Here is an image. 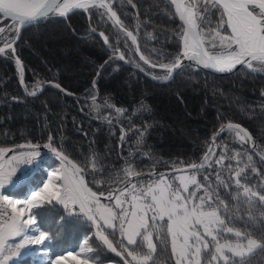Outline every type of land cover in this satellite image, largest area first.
<instances>
[{
  "label": "trees",
  "instance_id": "16d2710c",
  "mask_svg": "<svg viewBox=\"0 0 264 264\" xmlns=\"http://www.w3.org/2000/svg\"><path fill=\"white\" fill-rule=\"evenodd\" d=\"M108 2L125 31L107 16L102 19L95 14L96 10H74L64 18L52 15L24 27L15 56L10 50L0 53V147L51 144L81 166L88 186L96 193H107L137 173L200 163L213 137L211 152L215 150V156L223 150L238 149L229 129H221L226 123L244 127L254 138L257 152L264 154V72L242 68L219 77L191 64L163 82L157 78L165 71L159 63L170 62L182 49V40L177 39L182 25L171 4L167 0ZM219 17L220 12L212 9L203 22L198 21L199 30L207 34ZM1 25L5 32L0 37L15 36L14 31H8L11 21L2 20ZM126 31L137 36L136 44L126 37ZM100 32L108 37L109 45L118 48L117 52L105 44ZM202 38L208 48L207 35ZM137 47L138 52L129 51ZM120 53L127 64L120 60L105 63ZM141 54L157 67L145 65L139 59ZM137 63L148 76L133 68ZM57 84L60 88L55 87ZM240 147L252 157L256 169L264 171V164L250 151L249 144ZM93 159L95 168L103 170L95 175ZM53 160L45 156L40 165ZM127 165L133 169L132 175L123 171ZM45 174L36 171L26 185L10 193L27 197ZM213 184L216 187L215 181ZM218 191L228 207L227 213L221 208L227 225L256 239L264 235V229L254 231V222L249 220L250 214L260 216L264 207L257 203L248 206L245 197L232 195L234 187ZM33 215L36 225L52 237L56 255L77 248L87 236L101 259L120 261L103 249L91 224L82 217L69 216L55 204L39 205ZM111 232L106 230L108 235ZM109 238L115 241L116 235ZM155 244V264H174L168 238L166 244L161 238ZM263 261L261 249L244 258V264Z\"/></svg>",
  "mask_w": 264,
  "mask_h": 264
},
{
  "label": "snow or ice",
  "instance_id": "6c2138e0",
  "mask_svg": "<svg viewBox=\"0 0 264 264\" xmlns=\"http://www.w3.org/2000/svg\"><path fill=\"white\" fill-rule=\"evenodd\" d=\"M121 2L131 3V0H121ZM176 5V12L179 13L180 19L184 22L182 31L177 34V39L183 41V51L175 56L168 63H159V67L164 69V74L157 77L161 80H170L173 74H180L184 68L190 67L191 63L197 66L202 65L204 68H212L218 72H232L237 65H246L253 72H264V0H195V3H189L186 8L181 7L177 0H171ZM134 6V5H133ZM196 11L193 12L192 9ZM103 9L104 11H99ZM216 9L220 12V17L214 28L210 29L207 34L203 31L197 32L198 21L203 22L207 14ZM74 10L92 11L99 14L103 19L105 16L118 26L120 31H125L123 22L117 17V13L112 10V5L106 0H0V16L10 19L12 25L8 29L9 32L14 31L15 36L0 37L3 39L4 47H0V53H4L5 49H10L14 53L16 39L20 35L22 28L39 23L50 17V14L64 17ZM186 25V27H184ZM140 22L137 21V28ZM95 31V29H93ZM5 29L0 27V34ZM126 37L130 38L133 44L137 42V36L131 31H126ZM104 38L106 45H109L108 37L103 32L99 33ZM207 35L208 48L203 47L204 40L201 37ZM113 52H117L118 48L109 45ZM127 48V41H125ZM139 51V47L135 50ZM155 51V50H153ZM139 59L150 68H156L157 63L152 62L145 55L141 54ZM186 59L190 64H183ZM112 60H125V55L120 53L118 56L110 57ZM131 62V61H128ZM255 62V64L253 63ZM16 63L20 65V60ZM136 67L141 71L145 69L139 64ZM22 79V69H21ZM60 88V85H55ZM35 95V92L31 93ZM70 94V93H69ZM111 107V105H108ZM117 109V112H123ZM130 122V121H129ZM111 124V121H109ZM229 130H234L236 136L241 143H245L251 139L248 133L238 124L227 125ZM52 140V137H49ZM215 140V137H213ZM124 137H121L123 142ZM139 143V142H138ZM46 148H51L60 156L62 164L57 171L53 170L48 173L49 180L43 184L38 191L31 193V198L23 201L12 199L10 195L3 194L0 191V264H9V262L20 255L21 249H25L28 245H43L45 242H51L52 237L46 230L35 227L38 235H30L36 225V218L31 214L34 207H38L39 200H45L48 203L57 201L68 208L69 205L79 206L82 213L89 221L100 227L99 221H103V225L113 231L109 234L116 235L118 221V231L122 237H126L128 246H136L141 248L143 244L147 245V253L140 255L135 249L129 251L124 245L123 240L114 246L113 240L109 239V235L104 232H98V236L104 245L118 256L125 257V264H129L126 257H131L136 264H155L153 253L156 252V245L153 244V234L161 238L165 244L167 237H171V255L175 258L174 264H244L246 255L253 254L257 249L264 250V235L258 239L252 238V234H245L242 237L241 231L228 227L225 219L221 216V208L225 213L228 212L227 205H224L220 199L219 188L228 190L232 184L224 177L219 175L220 170L229 173L230 178H234L237 189L243 188V194L247 198L246 203L253 205L255 199L260 205H264V184L257 185L260 191H255L246 184L241 183V179L247 180L245 169H250L253 173L264 176V171L257 172L255 162L251 156H247V163L244 167H239L243 160L239 157L241 153L235 156H226L221 152L218 157L212 161L210 157L213 155L211 151L205 153L204 158L199 164L190 163L188 168L192 170L190 175H179L177 177L179 183L175 181L168 183L165 181L164 174H156V179H151L138 186L132 183L129 187L119 189V195L115 196L116 209L100 203L96 192H93L84 182L81 175L83 169L78 167L68 159L62 152H57L51 144H46ZM4 149H0L2 156ZM39 156V152L20 153L13 156L7 162L9 165L15 161L17 163L29 164L32 157ZM236 159L237 167L229 163L224 165L223 161ZM93 163V173L98 174L102 169L95 168V159ZM127 163V162H126ZM261 164H264V156H261ZM214 165H220L216 177V187H212L208 182V176H204V182L197 180V174L201 169L211 168ZM126 175H132V168L123 170ZM177 172L183 169H176ZM234 173V177L232 174ZM16 174V168L10 170L4 164H0V190H6L8 186L13 185V176ZM139 175L138 173L136 174ZM112 178V177H110ZM117 182L119 176L115 177ZM56 181L60 184L57 186ZM130 183V182H129ZM189 185L194 188L189 190ZM203 189L204 194L198 195ZM103 194V193H101ZM238 198V197H235ZM108 199H113V194L109 191ZM24 205V208H17V205ZM127 204L128 207L124 205ZM8 209H11L9 212ZM27 214V218L26 217ZM150 214V215H149ZM249 220L253 221L254 231L264 229V211L260 216L249 215ZM258 222V223H257ZM234 233L238 238L237 242L229 241L223 234ZM22 237L19 243L10 244L9 239ZM137 237L140 240H137ZM221 239L224 240L221 243ZM246 240V243L243 241ZM120 248V251L117 248ZM92 248L85 247L78 254L71 252L67 255H56L50 264H102L97 257H88L80 259L78 256H86L92 253ZM226 253H230L228 255ZM235 257H240L239 261Z\"/></svg>",
  "mask_w": 264,
  "mask_h": 264
},
{
  "label": "rangeland",
  "instance_id": "374dc122",
  "mask_svg": "<svg viewBox=\"0 0 264 264\" xmlns=\"http://www.w3.org/2000/svg\"><path fill=\"white\" fill-rule=\"evenodd\" d=\"M190 2L191 3H195V0H186V5H188ZM1 21H2V19L0 18V27L4 28V26L1 25ZM181 47H182L181 50L183 51V46H181ZM253 63L255 64V62H253ZM228 133L231 136L230 138L233 140V143L235 145L236 144L238 145V146L236 145L238 149H235V150L230 149L228 151L223 150V152L225 153L226 156H235L237 153H241L242 155L239 158L241 160H243V163H241L239 165V167H244L245 163H247V156H249V155L247 154L246 151H243L241 149L240 144H243V145L246 144V143L249 144V142L247 140L245 143H241L239 141V138L236 136L234 130H229ZM225 148H226V146H224V149ZM0 149H4L5 150L3 152V154H2V156H0V164H4L5 167L7 169H9V170L11 168H13V167L16 168V174L13 176V180H14L13 185L8 186L6 188V190H0V191H3V194L10 195V197L12 199H17V200L23 201L25 199L31 198V193L33 191L27 197H20V196L16 197V196L12 195L10 193V191H12L11 189H17V188H19V187H21L23 185H26V182L31 178V176L36 171H44L46 174H45V177H43L42 182L39 185V187L36 190H34V191H38L40 188L43 187V184L49 180L48 173L52 172L53 170H56L57 171V175L60 174L59 173V169L61 168L62 161H58V160H56L54 158V160L53 161H49L47 165L41 166L40 165V162L42 161V159L44 157H42V155H41L40 152H39V156L32 157V162L29 163V164H24L22 162L21 163H17L15 161H13L10 165L7 163L10 160V158L13 157V156H18L20 153L38 152L36 150H18V151H11L12 148H7V147H0ZM212 153H213V155L210 157V160L214 161L218 156H215L214 155L215 154V150H213ZM262 155L264 156V154H262ZM223 163H224L225 166H227L229 163H231L233 165V168L234 169L237 167V161H236V159H233L231 161H229L228 159H225L223 161ZM129 167L130 166L127 165L125 168H129ZM218 170H220V165H214L211 168L201 169V172L199 174H197V177L196 178L201 183H205L204 182V176L207 175L208 176V182L205 183V186H207V184L210 183L211 186L214 188L215 186H214L213 182L214 181L216 182V177H217ZM257 172H259V171L257 170ZM190 174H192V171L180 172V173H173V174L164 175V176H165V181L166 182L171 183V182L175 181V183L178 184L179 181H178L177 177L179 175H190ZM219 175L222 176V177H224L226 180H228L232 184V187H234V190H235V194L232 193L233 196H237L239 194V195H242L243 197H245L244 194H243V188H239V189L236 188L235 183H234V178H230L229 173L227 171L220 170L219 171ZM245 175H247L248 179L245 180V179L242 178L241 179V183L242 184H246L248 187L253 188V190H255V191H260L261 189L258 188L257 185L264 184V177L261 176V175H258L257 173H253L250 169H247V168L245 169ZM232 177H234V173L232 174ZM151 179H156V176H151ZM148 181H149V177L148 178H141V179H137L136 178V179L130 181V183H128V186L130 187L132 183H135L138 186H140L142 182L146 184ZM56 183H57V186H59L60 182L59 181H56ZM119 187L120 186H116L112 190H110L112 192V194H114L115 190L117 188H119ZM193 188H194L193 185H189V190H192ZM225 191H228V190H225ZM103 194L108 197L109 191L107 193H103ZM203 194H204L203 189H201L200 192L198 193V195H203ZM116 195H119V191L117 193H115V195H114V197H113L112 200L107 199L105 201H100V203L101 204H104V205H108V206H113L114 207V205H115V196ZM253 203L254 204L257 203V205H260L255 199L253 200ZM42 204H55V205H58V206L62 207L65 210V212L67 213V215H69V216L77 215V216L82 217V219L87 220L91 224V226L93 228V233H94L95 238L102 245L103 249H105L108 253H111V254L119 257L120 261L119 262H112L111 263V262H107V261H104L103 259H101L100 256L94 250V248L91 246V243L88 240V237L87 236L84 237L80 241V243H79V245H78L77 248H75L73 250H70L68 252H65V253H61V254L67 255V253L71 252V253H73L75 255V254L80 253L83 248L90 247L93 250L92 253H88V254H86V256H78V258L83 259V258H88V257H94L95 256V257H97V259H98L99 262H102V264H116V263H118V264H125V257L124 256H118V255H116L110 249H108L107 246L104 245L103 242L100 240V238H99V236L97 234L98 232H101L102 231V232H104L105 235H108L106 233V230L113 231L112 229H108L106 226H104L103 225V221H99L100 227L98 228L96 223H93L92 221H89L82 213H80V210H79V206L78 205H76V206L69 205L68 208H65L64 205L58 203L55 200L52 201L51 203H48L45 200H39L38 201V205H42ZM247 205L250 206L248 203H247ZM124 206L125 207H128L127 204H125ZM260 206L261 207H264V205H260ZM24 207L25 206L22 205V204L21 205H17V208H24ZM34 208H32V210H31V214L32 215H33V209ZM114 210L117 211V212H119V209H116L115 207H114ZM8 211L10 212L11 209H8ZM221 216L224 219V215L222 213V210H221ZM25 218H27V214H26V217ZM114 223L117 224L116 239H115V241H113L114 246L118 245L119 242L121 240H123L124 245L128 248L129 251H133L135 249L140 255H143V254H146L147 253L148 249H147L146 243L143 244L142 247L139 248V249H137L136 246H128L127 245L126 237H122L120 235L119 231H118V221L117 222H114ZM227 226L228 227H231L229 225H227ZM35 227H38V226L37 225L33 226V230L31 232H29L30 235H38V233H36L35 230H34ZM234 230H239V229L234 228ZM239 231H241L242 237L245 234H248L246 232H243L242 230H239ZM223 235L229 241H231L233 243L237 242V240H238V238L234 235V233H224ZM167 238H168L169 246H170V249H171V237L168 236ZM252 238H254V237H252ZM21 239H22V237L10 238L9 239V243L14 245L15 243H19L21 241ZM109 239H111V238H109ZM158 239H160V238H158L156 236V234L154 233L153 234V244H155V241L158 240ZM137 240L139 241L140 238L137 237ZM223 242H224V240L221 239V243H223ZM243 242L246 243V240L243 241ZM117 250L120 251V248L118 247ZM155 253L156 252L153 253V256L155 255ZM226 254L231 255L230 253H226ZM57 255H60V254H57ZM248 256L249 255H246L245 257H248ZM55 257H56V253H54V249L52 248L51 242H47L46 241L45 244H43V245H28L25 249H21L20 255L17 256V257H14L11 261L14 264H50V261L51 260H54ZM22 259H24V260H22ZM126 259L129 262V264H136L135 261H132V258L131 257H126ZM173 259H175V258L173 257ZM234 259L235 260H240L241 258L240 257H235ZM150 263L151 262H149V264ZM213 264H219V262H213ZM263 264H264V261H263Z\"/></svg>",
  "mask_w": 264,
  "mask_h": 264
},
{
  "label": "water",
  "instance_id": "95a60500",
  "mask_svg": "<svg viewBox=\"0 0 264 264\" xmlns=\"http://www.w3.org/2000/svg\"><path fill=\"white\" fill-rule=\"evenodd\" d=\"M108 1H111V0H106V2H108ZM170 4H171V6H172V8H173V11H174V14H175V16H176V18L178 19V21L181 23V25H183V21L180 19V15H179V13H177L176 12V5L175 4H172L171 3V0H167ZM192 11L193 12H195L194 11V8L192 9ZM70 14V13H69ZM52 15H54V14H50V16H52ZM68 15V14H67ZM66 15V16H67ZM57 16V15H56ZM66 16H64V17H66ZM60 17V16H59ZM63 17V18H64ZM0 18L2 19V20H9V21H11L10 19H7V18H4L3 16H0ZM12 22V21H11ZM198 23V22H197ZM184 27H186V25L184 26ZM24 28H22L21 29V31H20V35H19V37L16 39V42H15V44H13V47H14V49H15V45H16V43H17V41L19 40V38H20V36H21V33H22V30H23ZM196 31L197 32H200V30H199V24H198V28L196 29ZM201 39L203 40V38L201 37ZM0 47H4V45H1ZM203 47H205V48H207V46L205 45V42L203 43ZM7 50H10V49H5V51H7ZM11 51V50H10ZM181 52H182V50H181ZM12 54L15 56V51H14V53L12 52ZM119 55V54H118ZM16 60H17V58H16ZM125 64H127V62L124 60L123 61ZM182 63L183 64H185V63H191V62H189L188 60H186V59H184L183 61H182ZM191 64H193L195 67H197V68H200V69H202V70H204V71H206V72H209V73H211V74H213V75H216V76H219V77H225V76H229V75H232V74H234L235 72H237L238 70H240V69H242V68H246V69H248L247 68V66L246 65H237L233 70H232V72H218V71H216L215 69H212V68H204L202 65H200V66H197L195 63H191ZM135 70H137L138 72H140V73H142V74H144L145 76H148V74L145 72V71H141L139 68H137V67H133ZM163 82L164 81H168V80H162ZM23 82V74H22V79H21V83ZM63 90V89H62ZM64 91V90H63ZM229 123H226V124H224L222 127H221V129L222 130H225V129H228L227 128V125H228ZM231 124H236V123H231ZM239 125V124H238ZM240 127L242 128V129H244L247 133H248V135L250 136V138L251 139H249L248 140V142H249V149H250V151L261 161V156H263V155H261L260 153H258L257 152V150H256V143H255V140H254V138L252 137V135L244 128V127H242L241 125H240ZM212 145H213V139L211 140V143H210V145H209V147H208V149H207V152H209V151H211V148H212ZM18 150H36V151H38V152H40L41 153V155H42V157H45V156H49V157H52V158H55L56 160H58V161H61V158H60V156H58L57 154H56V152H53L52 150H51V148H46L44 145H19V146H16V147H13L12 149H11V151H18ZM57 150V152H62V151H60V150H58V149H56ZM206 152V153H207ZM63 153V152H62ZM63 155H66V154H64L63 153ZM67 156V155H66ZM68 157V159L69 160H71L73 163H75V164H77L73 159H71L69 156H67ZM197 164H199V163H197ZM77 166L78 167H81L79 164H77ZM176 169H183V171H181V172H188V171H192L190 168H188V165H186V166H183V167H178V168H173V169H168V170H161V171H151V172H146V173H143V174H139L138 176L137 175H132V176H130L129 177V179L127 180V184L130 182V181H132V180H134V179H136V178H138V177H142V176H156V174H164V175H169V174H173V173H180V172H177L176 171ZM81 175L83 176V179H84V182H85V184L87 185V187H89L88 186V183H87V180H86V175H85V172H84V170L82 171V173H81ZM126 183H124V185H122V186H120L119 188H117L116 190H115V192H114V194H113V197H114V195H115V193H117L118 191H119V189H121V188H123V187H125V184ZM90 188V187H89ZM91 189V188H90ZM93 191V190H92ZM94 192V191H93ZM97 196L99 197V200L100 201H105V200H107L108 199V197L106 196V195H104V194H100V193H97Z\"/></svg>",
  "mask_w": 264,
  "mask_h": 264
},
{
  "label": "bare ground",
  "instance_id": "6f19581e",
  "mask_svg": "<svg viewBox=\"0 0 264 264\" xmlns=\"http://www.w3.org/2000/svg\"><path fill=\"white\" fill-rule=\"evenodd\" d=\"M177 2H178L179 4H181L182 9L187 7V5H186V0H177ZM58 17H59V16H58ZM182 46H183V41H182Z\"/></svg>",
  "mask_w": 264,
  "mask_h": 264
},
{
  "label": "crops",
  "instance_id": "0c3cea01",
  "mask_svg": "<svg viewBox=\"0 0 264 264\" xmlns=\"http://www.w3.org/2000/svg\"><path fill=\"white\" fill-rule=\"evenodd\" d=\"M111 263H112V262H111ZM9 264H14V263H13L12 261H10ZM116 264H118V263H116Z\"/></svg>",
  "mask_w": 264,
  "mask_h": 264
}]
</instances>
